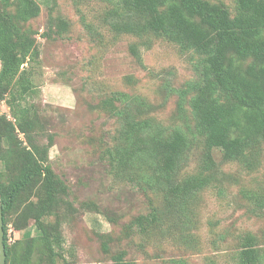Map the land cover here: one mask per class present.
<instances>
[{
	"label": "trees",
	"instance_id": "16d2710c",
	"mask_svg": "<svg viewBox=\"0 0 264 264\" xmlns=\"http://www.w3.org/2000/svg\"><path fill=\"white\" fill-rule=\"evenodd\" d=\"M102 1L110 7L102 15V25L111 33L144 43L160 39L197 55L200 61L197 79L180 91L178 101L179 113H185L188 103L192 126L163 125L150 117L153 106L146 99L126 92H114L95 106L120 124L107 150L112 171L130 181L138 179L155 198L162 197L161 206L135 217L124 229L125 235L167 230L165 235L174 237L171 227L165 228L169 221L176 215L186 220L197 197L215 182L222 183L216 177L215 150L221 151L225 163L244 164L247 169L259 160L264 146V0H234V8L225 0ZM54 8L42 33L47 39L62 37L69 28L66 19L54 15ZM41 12L38 0H0V102L7 101L14 119L0 115L6 264L68 263L60 224L52 219L67 220L74 211L68 199L70 188L50 164L54 136L41 143L38 112L27 101L35 85L25 65L39 61L40 33L34 21ZM131 51L141 59L137 45H131ZM200 142L199 169L183 176L194 145ZM252 198L264 208V194ZM32 223L39 236L10 243V224L24 231ZM184 235L179 243L192 242V236ZM114 241L120 242L119 237L103 235L105 252ZM126 255V251L115 252L112 264H134ZM236 260L237 264H264V243L247 233Z\"/></svg>",
	"mask_w": 264,
	"mask_h": 264
},
{
	"label": "rangeland",
	"instance_id": "374dc122",
	"mask_svg": "<svg viewBox=\"0 0 264 264\" xmlns=\"http://www.w3.org/2000/svg\"><path fill=\"white\" fill-rule=\"evenodd\" d=\"M38 2L42 12L34 26L40 33V57L25 65L35 85L27 101L38 112L41 143L54 136L50 164L70 188L68 199L74 211L67 220L52 219L60 224L67 264H112L111 256L117 251H126V259L134 264H237L243 236L252 233L263 244L264 208L252 197L264 194V146L251 169L225 163L221 151H214L216 177L222 183L215 182L197 197L186 220L174 215L165 227H171L174 237L165 235L167 230L125 235L126 226L153 206L160 207L162 197L155 198L138 179L130 181L112 171L107 150L120 124L95 106L114 92H126L146 99L153 106L150 117L163 125L192 126L188 103L185 113H179L178 101L180 91L197 79L200 61L197 55L160 39L144 43L111 33L102 25V15L110 8L102 0ZM225 2L234 8V0ZM52 7L69 28L62 37L47 39L42 33L48 29ZM131 45L138 46L141 59L132 53ZM0 115L14 120L6 100L0 102ZM202 151V143H196L183 176L198 171ZM8 234L11 244L28 235L39 236L33 223L24 231L10 224ZM105 234L120 239L109 243V253L103 249ZM182 235L192 236V242L179 243Z\"/></svg>",
	"mask_w": 264,
	"mask_h": 264
},
{
	"label": "water",
	"instance_id": "95a60500",
	"mask_svg": "<svg viewBox=\"0 0 264 264\" xmlns=\"http://www.w3.org/2000/svg\"><path fill=\"white\" fill-rule=\"evenodd\" d=\"M4 239H5V231H4L3 206L0 196V264L7 263L6 247H5Z\"/></svg>",
	"mask_w": 264,
	"mask_h": 264
}]
</instances>
